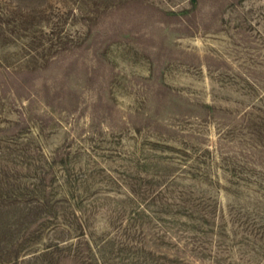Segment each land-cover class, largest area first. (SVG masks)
I'll return each mask as SVG.
<instances>
[{
  "label": "rangeland",
  "instance_id": "374dc122",
  "mask_svg": "<svg viewBox=\"0 0 264 264\" xmlns=\"http://www.w3.org/2000/svg\"><path fill=\"white\" fill-rule=\"evenodd\" d=\"M0 264H264V0H0Z\"/></svg>",
  "mask_w": 264,
  "mask_h": 264
}]
</instances>
